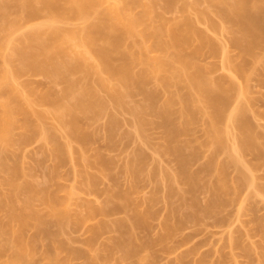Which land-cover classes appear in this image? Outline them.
I'll use <instances>...</instances> for the list:
<instances>
[{
    "label": "rangeland",
    "instance_id": "1",
    "mask_svg": "<svg viewBox=\"0 0 264 264\" xmlns=\"http://www.w3.org/2000/svg\"><path fill=\"white\" fill-rule=\"evenodd\" d=\"M134 1L137 3L126 7L123 3V0H103L101 5L98 7L100 12H97L98 10H96L95 12L97 13H91L85 18H77V16L72 17L71 14H69L71 17L69 15H65L68 13V9L66 7L65 8L67 9V12L65 10L64 12L66 13H62V15L64 14L65 16L61 19L55 18L56 20L53 19V16V20L50 18L51 15H53L51 12L43 10L38 12L34 17H31V13L33 12L34 15L36 11H32L28 17V12L30 9L27 10L25 8H20L16 12H13L9 15L8 19L16 21L17 26L14 31L10 33V41L8 40L9 45L6 44V46L0 50V71L3 70L4 72L2 73L5 74V76H3L4 78L1 77L2 79H0V87L2 91L8 92L10 90L8 87L10 86L9 83L12 84L14 88L12 92L19 96L17 99V104L24 106L26 110H28L29 115H26V120L29 118L27 116H30L29 121H31L30 124L32 127L30 124H28V127L30 126L31 128L28 129L27 127L24 129V127L27 126L26 123L29 122H26L25 126L24 124L22 125V123H24L23 119L25 118H23L22 115L19 116L20 113L18 112V120L22 121V123L20 124L19 121L20 126L17 128L14 126L12 129L13 136L10 134V138L11 136L13 138H11L12 144H9L10 146L7 144L9 147L5 145L6 142H4L2 145L3 147L0 145L2 149L6 146V148H4V157L1 155L4 166L0 164V198H3V204H1L2 206L0 205V224L2 225L0 226L3 228L5 227V230H7H4L6 235L1 233L3 236L0 235V244L3 246H8L9 240L12 242L18 234V238L23 237L24 239H22V241H30L29 244L33 246V248H31L33 249L34 253L32 254V257L29 258V261L32 262L34 260L35 264L37 262L39 264H49L47 257H49L51 253L54 254V251L58 249L61 250H58V252L61 254L58 252V254H56L57 256L60 254V258H57L58 261L55 259V261H53L54 263L51 259L50 264H58V262H61L63 259L64 262L61 264H94V257L97 256L101 258L99 260L96 258L98 264H129L127 262L130 259L128 258V260L125 257L127 259L126 262L124 260L125 258L123 257L124 254H121L123 251L118 250L119 246L117 249V245L114 244L117 242L116 240L119 237L117 235H120V233H116L115 230L119 231V229L115 226H112V228H115H113V231H110L111 226L109 228L108 225L106 228L103 227L105 228V231L103 229L101 230L100 228V231H98L97 228L99 225L102 228V223L100 222H103V220V223H105V221L106 223L107 221L112 223L114 220V222H118V220L120 221L121 218L126 220L129 216H135L138 212V218L140 216L141 218H144V227H146V229H142L140 227L141 232L138 231V229H135L137 230V234L139 232L138 235L136 234V237L138 238L139 236L140 240H138V243L142 241L146 242L147 240L148 244L151 240V243L149 244L151 245L153 241L155 242L151 245V247H148L147 250L145 245V251L143 253L142 250L139 251L143 256V260L139 258L138 255H136L137 260L134 259L133 264H264V254H262L264 253V236H262L264 234H261L260 232L261 228H264V224H262L264 223V157L260 159L258 155L257 157L255 156V152L253 153L247 149L240 150L241 147L239 148V144L241 142L239 141H242L240 138L242 139L243 136L241 135L242 133H240L241 131H239L240 129H238L239 124L235 123V121H231L232 116L231 118L229 117L230 122H228L225 118V121L227 122L224 123L222 121L223 124L221 123L223 127L225 126L228 132H226L228 134L226 150L229 148L230 151L232 150L238 157L242 172H244V175L247 177L244 178L247 179L245 184H240L243 182H238V185H235L237 183H234V181L237 182L241 179L240 178L238 180L239 176H242V174H240L241 172L239 173L241 169L237 171V166L234 168L231 167L232 164H230L231 166L226 165L229 167V169L226 167L225 168L228 170L226 171L224 169L225 171L223 175L225 178L227 177L225 180H228L232 186L234 183V189L236 187V189L233 191L232 187H230V183L227 181L229 183L227 184L230 185L229 187L232 189V193L228 195V192L224 198L227 197L225 200H227L229 204L226 203L227 206L224 204L225 207L223 206V208H221L222 206L220 205V209H218L219 207L216 209L213 207V211L212 209H204L207 207L206 201L209 202L214 198H212L213 194L211 191L206 192L204 189L199 190L202 186H204L202 188H207L205 185L208 182L207 180L209 177L205 178L203 174L202 175L204 178H202V182L200 183L203 185L198 187L199 189L197 188L198 192H196V190L195 194H193V192L187 191L188 186L186 185V190L183 182L182 185L181 183H178L181 182L179 179L176 180L178 184H175V182L173 183L175 185L172 186V191L175 193L170 194L168 190H171L172 188L171 186L167 188L169 182H166L165 180L169 176H165L164 173L170 172L173 177L175 174L174 172L177 173L179 171L177 170L178 168L176 166V164H178L176 160L177 158L173 155V153L171 154L174 158L170 156L169 152L167 153L166 148V150H164V147L169 145H167L168 143L165 142L166 138L164 139L165 132L163 130L165 129L161 128L159 124L162 122L161 118H159L160 120H157V115H155L157 118L156 119L153 117L154 115L149 116V112L146 113L148 114L146 118L150 120L153 119V125H150V127H143L145 131L140 129L144 131V135H139L141 131L135 126L134 123L138 122V119L136 120L135 118L137 116L132 115L130 111L128 112L127 108L123 110L116 107L114 105L115 102H112L114 100L109 97L110 95L105 91V89L102 87L100 88L101 82L105 83V85L108 87H113L116 85V81L104 73V71L99 70V62L97 61L96 57L90 54V51L88 50V52L85 48V45L86 47H88V45L87 43L85 44L86 41L84 42L82 40V36L83 33H86V29L89 28L90 25L96 23L95 20L97 19V14L101 13V11H104L110 7H116L121 10V12H125V14L137 16L143 11L142 6L146 4L149 7H147V9H149V21H151L155 27H158L157 30L160 29L163 35V40L166 39L167 41H170L171 37H173L175 34L177 35L179 32L186 34V32H188V39L184 35L186 42L188 43L185 45V50H182L184 51L182 54L186 53L190 55L189 53L193 52L194 54L192 55H196L195 58H198L196 59V63L205 68L203 69V67H201L206 73L204 75H207V77L212 79V81L214 80L215 82L218 80L216 82H223L224 80V83L226 84H229V82L233 83L232 85L234 88L231 89V92L229 93V98H231V101L228 102V106H225L224 116L227 117L229 115L235 114L237 107L243 106L245 108V112H243L251 123L250 125L255 127L252 129L256 132V138L260 136L257 138V141H259L261 145L264 143V67L261 66L264 59H262L260 63L255 64L257 66H252V64H250L251 60L247 59L249 57L245 58L247 60L244 61L241 59V56L239 55L240 51L238 50L239 48H237L234 44V39H236V35L238 34L234 33L236 32V29H234L235 27L233 28L231 23L223 20L221 16V8L216 6L217 1L219 2V0ZM143 27L139 26L136 28V31H144L142 29H145V27ZM54 30L59 31L61 36L67 38L60 45V47L63 49L61 51L64 53L59 55H62L61 57H57V63L62 65V67L59 66L60 68H58V65L55 62L56 60H54L53 65L56 64V68H58L55 71L53 66H51L52 63L50 64L47 62V60L45 62L42 61L43 63L41 62L43 65L40 63V66L44 67V69L41 67V70L39 65L38 67H35V64L36 66L39 64L36 62L40 61L33 60L34 62H32V64L36 69L39 70L34 71L33 69L31 70V68L26 69L29 68L26 65L27 60L25 61L22 58L19 59L17 54H15L17 53V49L20 50V48H22L21 50L24 51L23 48H28L29 45L27 46V44L29 42H27L28 39L26 40L25 37H27V35L29 36L31 34H37L39 37L50 39V34ZM57 36L59 35L57 34ZM51 38H53V36ZM61 38L58 39L62 41ZM154 39H143L141 41V46L143 47L141 53L146 54L147 57L149 56L151 58H156L160 57L161 55V52L157 50V47L154 49L155 41H157ZM60 40L58 41L59 43ZM15 49L16 51H14ZM126 50H128V48ZM136 50L138 51V48H136ZM259 53L262 54V52ZM81 56H83L85 59L83 60L82 57L83 62H85L84 65L78 62V60H80L78 57ZM261 56H264V54ZM245 62L248 64L246 67ZM243 64V72H245V75H249V77L247 76L248 78H245V75V77H241V74L238 72L236 73V68ZM135 66L134 71L137 74V72L139 73V71H141L140 69L142 66ZM64 67L65 69L67 67L69 70L73 68L77 69L73 72L70 70L71 73H69V70L67 72L60 70ZM59 70L60 72H58ZM65 80H68V84L70 83L69 81L75 82L73 89H70L71 84L69 88L67 81ZM2 83L7 84L4 85ZM147 83V90L154 88L161 89L159 81H156L154 77L152 78L151 82ZM89 89H91L89 93H92L91 91L95 90V93L98 95L99 99L104 102V106L102 108L100 106V109L98 110L93 109V111H91L92 109L86 111L81 109L83 112L77 109L73 110V107L74 109L76 108L74 106V99H78L82 96L80 95L81 93H85V91ZM137 93H134V95ZM134 95L128 98V102L126 104L128 108L145 103L142 99L143 96H141L140 93L139 95ZM166 95L167 94H162L159 96L165 101L164 98ZM160 97H158V99ZM54 99H56L58 102H56V100L54 101ZM72 104L73 107L71 106ZM68 106H70L73 110H71V113L69 112L70 110H67ZM97 106L99 105L97 104ZM68 112L70 115L73 113L72 115L76 118H74L75 121L77 120L76 128H78L80 132L84 134V136L86 135V139L83 137L84 141L80 142L78 140L79 138L77 139L80 132H76V130H79L76 128L75 130L71 125L70 119L72 117L68 115ZM245 116H243V118H245ZM111 117H114L116 121L113 125V128L110 125L111 123L113 124V122L110 121ZM243 118L242 120L246 121V119ZM197 122L196 125H194L195 127H193L191 133L187 134V137L185 136L184 139L182 136L180 138L182 140H179V142H182L180 143L183 144V146H185L184 140L188 142V146L185 143V147H188V149L185 147L184 148L187 150H185L186 152H191V154L188 153L189 155H194L193 152L197 154L190 157L193 162H191L192 160L189 159L191 162V164H189V167L191 166L190 172H197L204 164H208L206 160L211 156H217L216 163L220 162V164L224 162L225 159L228 160V157L226 156L227 154L221 152L216 153L217 155H214V153L213 156L211 153L213 150L210 151L211 149L203 144L206 141V133L204 132L205 128H203L201 120L199 121L200 123L197 124ZM109 125L111 126V129ZM52 136H54L55 139ZM0 144H2L1 140ZM137 150H141V153L139 152L138 154V152H136ZM142 151L143 155H141V157L140 154H142ZM185 151L183 149V152ZM135 152L137 156L139 155L141 157L142 160V163L140 164L142 165V168L139 166V168L142 169V173L138 175L136 172L138 178H136L137 176L134 174L135 172L132 173V175L129 171L127 174L125 172V170H127L126 164L130 159L132 160L136 156ZM98 158H100V160ZM214 159L216 161V157H214ZM102 161H105L106 163L107 161L111 162L110 166L105 165V168L104 164L106 163L103 164ZM208 161H210V159ZM98 162L102 165H99ZM130 162H128V164ZM124 166L125 169H123ZM15 169L17 170L16 173L20 171L17 173V175L13 173ZM123 170L125 173H123ZM225 173L227 175H225ZM129 174L131 176H129ZM206 174L207 173H205V176ZM218 174H220V172ZM175 175L177 176V174ZM214 177L213 175L210 176L212 182L215 181L213 180ZM216 178L218 179V176ZM130 179L132 181H130ZM173 181L175 180L173 179ZM117 182L118 185L116 184ZM132 182L135 188L131 187L133 186ZM212 182L209 181L208 186L209 183ZM128 183H130V190H128L130 192H127V194H131L130 196L133 198H131L133 206L131 203L128 205H131V208H129L132 210H134V207H136V211H134L136 214H131L132 210H128V205H125L128 202L125 203V201H122L124 203H121L120 201H117V203L125 205V209L121 207L120 204L122 210L121 212L119 211L118 214L112 213L111 215H108L109 217L107 216V218H105L106 216L104 215V217L101 216L100 213L97 215L98 210L103 207L105 203H107L106 200L115 194L114 192H116V194L117 192L119 194H124L123 191L129 187V185L127 186ZM27 184V187L31 186L30 188H33L36 192H32V194H30L31 192L29 193L31 196H35L32 197V199L30 198L31 200H29L30 195L28 194L30 188L24 189V186ZM15 187H18L19 190L17 192L18 194H16L17 196L15 195L16 198H11L14 200L12 202L10 201L11 199H8L10 198V193L12 194H10L11 197L13 196L11 191L15 189ZM47 188L50 193H56L54 194L55 197L58 196V205H56V207L58 206L60 209H62V213L67 212V216L65 215V218L63 220L61 219V223L57 221L60 225H58V223L56 225L55 223L56 220L59 219L55 218V220L53 216H51L52 214L50 211L52 209L50 208L52 207L50 206L49 208V205H46V203H44L42 200L43 196L45 199ZM132 188H134V191L131 190ZM110 189L113 193H111ZM177 190L180 193L184 190L185 195L182 193V195L178 194L180 197L177 196L176 193H179ZM40 191H42L45 195L42 196V192ZM186 193L187 197H185ZM109 194L111 196H109ZM168 194H170L169 200L171 203L168 200ZM174 194H176V196ZM193 195L194 198H192ZM181 196L183 197L182 199H184L182 201H184V204L186 205L180 202L181 200L179 198H181ZM115 197L116 195H113L112 199H114L116 202L117 197ZM208 197L211 198L209 199ZM228 197L229 199L232 198V201L230 200L229 202ZM4 198L8 199H5L4 201ZM112 199H109L108 201H112ZM150 199L152 200L149 203ZM185 199L190 200L188 201L190 203L188 204ZM192 199L194 200V205ZM1 200L2 199H0V203H2ZM28 200L30 202V213L28 212V214H31L32 216L31 212H33L34 215L36 214V218L33 217L35 220H44L43 223L39 221L42 223V225H40L38 221L35 222L33 219L32 221H34L36 224L38 223L37 225L42 227H44V223L45 226H48L47 223L49 222L50 225L45 227V229L47 228L46 232L48 234V232L51 231L49 235H54L56 238L54 236H52L53 238L48 237L46 234H44V236L46 235L47 237H43V233H40L39 229L32 228L31 224L33 223L30 224L28 222L26 226L22 227L20 226L21 224L17 222L16 218L12 219V217H10L13 216L10 215L13 214V211H21L24 214V210H26L25 208L28 205H26ZM59 201L61 203L60 205ZM115 202L111 203L114 205ZM111 203L106 204L108 205V208L112 207ZM195 203L200 204V206H196ZM109 204H111V206ZM179 204V209H181L180 211L183 214L181 212H177L179 211V209H177V205ZM175 207H177L176 211ZM201 207L204 208L202 209ZM91 208H99L95 209L97 214L95 212L93 215L92 212L95 210H90ZM170 208L171 212L172 209L175 212H172V216L169 215L171 213ZM146 209H148L150 213H152V211L154 213L152 216H149L148 219L145 215L149 211H146ZM140 210H143L144 212L146 211V214L144 215V212L141 213ZM19 213L20 212H17L16 215ZM176 213L181 215H176ZM133 216L131 218H135ZM172 217L174 218L171 219ZM180 217L183 220H180ZM35 223L33 225L34 227H36ZM167 223L170 224V226L173 225L172 227H174L177 223V227L176 229L175 227L173 229L171 228L173 231L169 229L171 232L169 234L170 238L166 237L165 239L163 238V240L159 237L166 233L164 225ZM179 223H182V225L178 226L180 225ZM113 224L114 223L111 225ZM95 227H97L96 230L100 233L96 231V234V232L93 231ZM38 233L40 234V237ZM123 236L122 237L125 239L128 238V235L126 234H123ZM120 237L118 239H120ZM54 238L55 244L53 242ZM231 238L233 242L230 240ZM228 240H230L233 244H231V242ZM61 241L62 243H60ZM58 244H61V247L64 246L63 249L65 250L70 248L66 252L67 255H65V250L61 249L60 247L57 248L59 246ZM11 245L13 246L11 247L9 245L10 248H8V251L5 253L3 252L4 254H0V264L11 261L13 259V255L15 256L14 251L18 247L16 248V244L15 247L14 244ZM240 245H242L241 247L243 248H241ZM53 246H56L54 247L55 250ZM52 248L54 250L53 252ZM245 248L246 250H244ZM62 250L64 253H62ZM47 252L50 253L49 256L47 255ZM69 255L70 257H67ZM54 256L57 257L55 254ZM122 257L123 259H121ZM92 261L94 262L92 263Z\"/></svg>",
    "mask_w": 264,
    "mask_h": 264
},
{
    "label": "bare ground",
    "instance_id": "2",
    "mask_svg": "<svg viewBox=\"0 0 264 264\" xmlns=\"http://www.w3.org/2000/svg\"><path fill=\"white\" fill-rule=\"evenodd\" d=\"M102 1L103 0H0V50L3 47H5L6 44L9 45L8 40L10 41V39H9L10 33L13 32L14 29L16 28V26H17V22L16 21L8 19L9 15L12 14L13 12H16L20 8H23V9L25 8L27 10H29V9L31 10V11L29 10V12H28V14H29L28 17L30 16V13L32 11H34V12L36 11L34 15H33V12L31 13V17L32 16L34 17L38 12L43 10V11H49V12H51L53 14L50 17L51 19L53 17H54L53 19H55V18L56 19H61L65 15H69V14H71L72 17H76L77 16V18L78 17L85 18V17H87V15L89 16V14L94 13L96 10H98L97 12H100L98 7L101 5ZM123 3H124V5L126 7H129L130 5H133V4L137 3V2H135L134 0H123ZM216 6L221 8V12L222 13L221 12L220 13L222 14L221 16H222L223 20L231 23V25H233V28L235 27L234 29H236L235 30L236 32H234V33H237L238 35H236V36L237 37L239 36V37L238 38L236 37V39H234L235 40L234 44L236 45L237 48H239L238 50L240 51L239 55L241 56V59L243 61L249 59V60H251V62L250 61L249 62H250V64H252V66H257L255 64L260 63L261 60L264 59V56H261L262 54H264V0H219V2L217 1ZM65 7L68 9V13L67 14H65L67 12V9ZM142 7H143V11L141 12V14H139L137 16H130L128 14H125V12L123 13V11L121 12V10H119L116 7H110L108 9L104 10V11H101V13L97 14V19L95 20L96 23L93 22L94 24L92 23L93 25H90L89 28L86 29L87 31L85 30L86 33L85 34L83 33L82 40L84 42L86 41L85 44L87 43V45L89 47L88 48L85 45V48L87 49V51L88 50L90 51V54H92L94 57H96L97 61L99 62L98 63L99 67H100L99 70L100 71H104V73H106L107 75H109V77H112V79L116 81V85L113 86V87H108V86L105 85V83L101 82L100 83V88L102 87L103 89H105V91L110 95L109 97H111L112 100H114L112 102H115L114 105L116 107H118L119 109H123V110L125 108H127L128 110L127 109L126 110L128 112L130 111V113L132 115L137 116L135 118H136V120L138 119V122H134V123H135V126L138 127L139 130L143 129L145 131V129L143 127H145V126L150 127V125H153V123H152L153 119L150 120V119L146 118L148 116V114H149V116L150 115L151 116L154 115L153 117H155V118H156L155 115H157V118H158V119L156 118L157 120H160L159 118H161L162 122L160 121L161 123H159V124H160L161 128L165 129V130H163L165 132L164 139L166 138L165 142H167L168 143L167 145H169V146L166 145L167 147H164V150L167 149L166 151H167V153L169 152L170 156L173 157V155H174L177 158L176 160H177L178 164H176V166L178 168L177 170L179 171L177 173L174 172L175 174H177L178 178H177V176L175 174L172 177V174L170 172L169 173H166V172L164 173L165 176L166 175H167V177L169 176L167 179H165L166 182L167 181L169 182L168 187L166 186L167 184L165 185L167 188H169L170 186L172 188V186H174L175 184H178V183H181V185H182V182H183V184L185 185V186L183 185L185 187V189L187 190V188H188L187 191L193 192V194H195V191L197 190V188L201 187L203 185V184L202 185L200 184L202 182V178H204V177L208 178L209 177V179H210V176L213 175V177H214V175H215V177L213 179V180H215L214 182H212V179H210V180L208 179L207 181L208 182L210 181L212 183H209V186H208V182L206 183V185L204 184L205 186H207L206 189L202 188L204 186H202L200 189L199 188L198 189L199 190L204 189V190H206V192H210L211 191V193L213 194L212 198H214V199L209 201V202L206 201L207 202L206 203L207 207H205V208L203 207L204 209H206V208L207 209H212L213 207H215V209L217 207H219L218 209H220V205L222 206L221 208H223L224 204L228 203V201L225 200V199H227V197L224 198V196H226L228 194V192H229L228 195H230L232 193L231 192L232 189H233V191L236 189V187L234 189V183H237L235 185H238V182H243V183H240V184H245V182L247 180V179H244V178H247V177L244 175V172H242V169L240 167V162H239L240 160L238 159V157L234 154V152L232 150L230 151L229 148H228V150H226L227 149V141H228L227 140V135H228L227 133L228 132H227V129L225 128V126L223 127V125H222L223 122L224 123L227 122V121L230 122L229 117L231 118V116H232V120L231 121H233V122L235 121V123L239 124V126H238L239 128L238 129H240L239 131H241L240 133H242L241 135L243 136L242 139L240 138V140H242V141H239V142H241L239 144V148L241 147L240 150H242V149L246 150L247 149L249 151H252L253 153L255 152L254 153L255 156L257 157V155H258L259 158L262 159V157H264V143H262V145H261L259 143V141H257L258 140L257 138H259L260 136L256 138V136H255L256 132H255V130L253 131V129H252V128H255V127H253V125H250L251 123L249 122V120L245 116V113H244L245 112L244 111L245 108L243 106H240V107L238 106L237 110L235 111V114L229 115L227 117L224 116L225 115V106H228V102L231 101V98H229V96H230L229 93L231 92V89L234 88V86L232 85L233 83H230L228 81L229 84L228 83L226 84V83H224V80H223V82H220V81L216 82L218 80H216L215 82H214V80L212 81V79L208 78L207 75H204V74H206L205 71H203V69H205V68L203 66H201V65L196 63L197 62L196 59H198V58H195L196 55L195 56L192 55V54H194L193 52L189 53L190 55H188L186 53L182 54V52H184L182 50H185L184 49L185 45H187V43H188V42H186V38L188 37V32H186V34L182 33V32L181 33L179 32V34L177 33V35L175 34L173 37H171L170 41H167L166 39L163 40L162 39L163 35H162L160 29L157 30L158 27L157 26L155 27V25H153V23L151 21H149L150 20L149 19V9H147L148 6L146 4H144ZM65 10H66V12H64ZM61 11H63V12H61ZM97 12H95V13H97ZM62 13H64L65 15L64 14L62 15ZM148 22H150V23H148ZM152 25L154 26L155 29L153 28ZM139 26H142V27L144 26L145 27V29H142V30H144V31H141L142 33L136 31V28H138ZM56 31L57 30H54V31H52L53 34L52 33H51L52 35L50 34V36L51 37L53 36V38L48 36L50 39L39 37V35H37V34H31L29 36L27 35V37H25V39L26 40L28 39L27 42L30 43V44L29 43L27 44V46L29 45L28 48L27 47H25L26 49L23 48L24 51L21 50L22 48H20V50H18L16 48L17 49V53H15V54H17V57L19 59L22 58L25 61L27 60L26 65L29 68H26V69H30L31 68V70L33 69L34 71L35 70L38 71L39 69H36L35 67H38V65H39L40 69L42 70V68L44 69V67H42L40 65L43 63L42 61L45 62L47 60H48L47 62H49L50 64L52 63L51 66H53L55 71H56V69L62 67V65L57 63V60H58L57 57H61L62 55L61 56H59V55L61 53H64L63 51H61L63 49L60 47V45L67 38L61 36L59 31H57V32ZM57 34L59 36H57ZM184 35H185L186 38L184 37ZM83 37H84V39H83ZM58 38H61L62 41L60 39H58ZM151 38L152 39L156 38L154 40L158 41V42L155 41L154 49H156L155 47H157L158 48L157 50H159L161 52L162 56L160 55V57L151 58L149 56L147 57L146 54H142L141 53V51L143 50V47L141 46V41L143 39H151ZM59 40H60V43L58 42ZM127 48H128V50H126ZM136 48H138V51L136 50ZM16 49L14 51H16ZM59 51H61V52H59ZM259 52H262V54H260ZM82 57L83 56L78 57V59L81 60V61L78 60V62H80L81 64L84 65L85 62H83V60H85V59L83 57V60H82ZM247 57H249V58H247ZM245 58H247V59H245ZM33 60L34 61H40V62H36V63H39V64H37V66L34 63L35 64V67H34V65L32 64V62H34ZM54 60H56L55 62L58 65V68H56L57 67L56 64L53 65ZM242 60H240V61H242ZM135 65L136 66L137 65L138 66L139 65L142 66V68L140 69L141 71H139V73L137 72V74L134 71V66ZM247 65L248 64L245 62V67ZM242 66H244V64L241 65L240 67L237 66L238 68H236V73L238 72L239 74H241L242 75V76L240 75L241 77H243L245 75L244 74L245 72H243L244 71V67H242ZM261 66L264 67V61H262ZM201 67H203V69ZM76 69L73 68V69H70V70H72V72H73ZM60 70H63L64 72H67L69 69L67 67L65 69V67H64L63 69L61 68ZM60 70L58 72H60ZM70 70L68 71L69 73H71ZM255 70H258V69H255ZM0 72H1L0 73V79H2L1 77L5 76V74L2 73V72H4L3 70H1ZM239 74H237V75H239ZM245 76H244L245 78L249 77V75H245ZM153 77H154V79L156 81L157 80L159 81V85L161 87V89L159 88L160 90L158 88L147 90L148 88H147L146 84H148L147 82H151ZM65 81H67V84H68V80H65ZM69 82H70L68 84L69 88H70V84H71V88L70 89H73V85H75V82H72V81H69ZM2 84L5 85L7 83H2ZM9 85L10 86H8V87H9L10 90L8 92L2 91L1 87H0V140H1V143H2V144H0L1 146L4 144V142H6V144H5L6 146H8L9 144H12L11 143L12 139H13L12 138V136H13L12 129H13L14 126H16V128L19 127L20 124L22 123V121L18 120L19 116L22 115L23 118H25V119H23L24 123H22V125L24 124V126H25L27 124V126H25L24 129H26L28 127V124L31 123V121H29L30 116H27L29 118H28V120H26V115H29L28 114L29 113L28 110H26V108L24 106H20L19 104H17V102H18L17 99H18L19 96H17L16 94H14L12 92V90H14L12 84L9 83ZM74 87H77V86H74ZM90 90L91 89L86 90V91L84 90L85 93H81L80 94V95H82L81 97H79L80 96L79 95L78 99L77 98L74 99V103L75 104L74 103L73 104H74V106L76 108L74 109L73 104H72L71 106L73 107L72 108L73 110L77 109V110L82 111L81 109H83V111H86V110H91L92 109L91 111H93V109L94 110H96V109L98 110V109H100V106H101V108L104 106V102L101 99H99L98 95L95 93V90L91 91L92 93H89ZM134 93H137L135 95H139V93H140L141 96H143L142 99L144 100V102H145L144 104H146V105L142 104L143 106L142 105H137V106H134L135 108L134 107H129L128 108L126 106V104L128 102V98L130 96H133ZM161 93L162 94H167L166 97L164 98L165 101L163 100L162 97L159 96V95H162ZM96 95H97V97H96ZM144 97H145L146 100L144 99ZM158 97H160L163 102L161 101L160 98H159L160 99L159 100ZM55 100L56 99H54V101ZM160 101H161V103H160ZM56 102H58V101L56 100ZM147 102H148V104H147ZM97 104L99 106H97ZM68 107H67V110L68 111L70 110L69 112L71 113L72 109H71L70 106H68ZM18 112L20 113L19 116H18V114H19ZM70 113L68 114L70 117H72L71 118L72 120L70 119V123L73 126V128L75 129L76 126H77V122H76L77 120L75 121L76 118L72 115L73 113L71 115H70ZM146 113H148V114H146ZM243 116H245V118H243ZM225 118H226L227 121H225ZM242 118L246 119V121L242 120ZM200 120L202 121L201 124L203 125V128H205L204 132L206 133L205 134L206 135V138H205L206 141L203 144L206 147H208L209 149H211L210 151L213 150L211 152L212 155L214 153H215L214 155H217L216 153H218V152L227 154L226 156L228 157V160L225 159L224 162H222L223 163V165H222V163L220 164V162L216 163L217 162V156L213 155L214 157H216V161H215L214 157L211 156L212 157L211 158L210 155H209L210 161H208L209 159L206 160V162L208 164H206V165L204 164L205 166L201 165L202 168L201 169L199 168L200 170H198L197 172L196 171L195 172H193V171L190 172L191 166L189 167V164H191V162H193V160L190 157L195 156L197 154L191 150L194 153V155L193 154H192V156L189 155V154H191V152H186L187 151L186 149H188V147H185L186 144L188 146V142L184 140V142L186 144L184 143L185 146H183V144H181L182 142L180 141L181 142L180 143L179 140H182V139H180L182 136H183V139H184V137L187 134H190L191 131L193 130V127H195L194 125H196V122L198 121L197 122V124H198V123H200L199 122ZM19 121H20V124H19ZM110 121L113 122V124L112 123L110 124L112 126V128H113V125L116 122L115 118L111 117ZM150 121H151L152 124L150 123ZM26 122H29V123H26ZM74 122L76 123V125H75ZM157 122H159V121H157ZM110 125H109V127L111 129ZM157 126H159V125H157ZM31 127H32V125H31ZM31 127L29 126L28 129H30ZM22 128H23V126H22ZM76 129H78V128H76ZM140 131H141V133L139 135L140 136L144 135V131H142V130H140ZM76 132L79 133L80 130L79 131L76 130ZM10 134L12 135L11 136L12 139L10 138ZM52 137L54 138V136H52ZM83 137H85L84 139H86V135L84 136V134L80 132L79 136L77 137V139L79 138L78 140L81 142V141H84ZM6 146L4 148H6ZM4 148L2 149L0 147V162H1L0 164L3 165V166H4V163H2L1 155H3L2 157H4V153H5L4 152L5 151ZM183 149H184V151L185 150L186 151L183 152ZM140 151L137 150L136 152H138V154H139ZM136 152H135V154H136ZM171 153H173V155ZM184 153H186V154H184ZM197 153H198V151H197ZM135 154H134V156H135ZM141 155H143V151H142V154H140V156ZM140 156L139 155L137 156V154H136V156L132 160L130 159L128 161V162L131 161L129 164L127 162V164L129 166L126 164V169H127V170H125L126 174H127L128 171L130 172L131 175L134 172H135L134 174H136V172H137L138 175L142 173V169H140V168H142V165H140L142 163L141 162L142 161L141 160L142 156L141 157ZM198 157H199V154H198ZM98 159L100 160V158H98ZM189 159H191L192 161L190 162ZM225 161L226 162L228 161V162L226 163ZM99 162H98V164L100 165L101 163H99ZM102 163L104 164L106 162L102 161ZM110 163L111 162L107 161V163L104 164V166L105 165L106 166H110ZM218 164H220V165H218ZM230 164H232V166ZM178 165H179V167H178ZM226 165H228V166L230 165L231 167H234V168L237 166V171H239L241 169L239 171V173L241 172L240 174H242V176L240 175L238 180L240 178L241 179L239 181H237V182L234 181L233 186L228 180H225L227 177L225 178V176L223 175L224 171L225 170L227 171L229 169V167L226 166ZM233 165H235V166H233ZM106 166H105V168H106ZM139 166H141V167L139 168ZM225 167L228 168V169H226ZM123 169H125V166H124ZM139 169H140V171H139ZM16 171L17 170L15 169V171L13 172L15 175H17V173L20 172V171H18L16 173ZM216 171H218V172H216ZM125 172L123 170V173H125ZM219 172H220V174H218ZM178 173H179V175H178ZM205 173H207L206 176H205ZM212 173H214V174H212ZM226 173H225V175H227ZM130 174H129V176H131ZM137 174H136L137 177L135 175H133V176L138 178ZM202 174L204 175V177H203ZM209 174H211V175H209ZM217 176H218V179L216 178ZM134 177H129V178H134ZM169 178H170V180H169ZM173 179L175 181H173ZM178 179L181 180V182L177 183L176 180H178ZM242 180H244V181H242ZM130 181H132V180L130 179ZM171 181H173V182H171ZM227 181L230 183L231 186L228 185L229 183ZM173 183H175V184H173ZM116 184L118 185V182ZM129 184L130 183H128L127 186ZM132 184H133V182H132ZM186 185L188 186L187 188H186ZM27 186H28V184L24 186L25 187L24 189H26V188L29 189L31 187V186H29V187H27ZM229 186L232 187V189ZM95 187H94V189H95ZM131 187H134V184ZM129 188H130V185H129L128 188H126V190L123 191L124 194H121V193L119 194L118 192L116 194V192H114L115 194H113V195L114 196L116 195V197L118 198L117 199L115 197L116 198V202H115L114 199H112L113 195L111 196L109 194V196H111V197L110 198L108 197V198L112 199V201L111 200L110 201L112 203L115 202V204L113 205L110 201H108L109 200L108 199V200H106L107 203H105L104 206L107 207L108 205H106V204L111 203L112 207L111 208H108V207L105 208L103 206L100 209L99 208H93L94 210L95 209H99L98 210V214H97V212L95 210V211L92 212L93 215L96 212L97 215H99V213H100L101 216L104 215V216H106L105 218H107V216L111 215L112 213L113 214L114 213L118 214L119 211L121 212V210H122L121 207L124 208L125 205H128V204L131 203V205L133 206V202L131 201L133 198L130 196L131 194L130 195L127 194V192H130V191H128V190H130ZM134 188H132L131 190H133ZM157 189H158V186H157ZM18 190H19V188L15 187V189H13L11 191L13 193V196L11 197L12 194L10 193L11 194V195L9 194L10 198L9 199L7 198V199L10 200L11 198H16V196H17L16 194H18L17 193ZM172 190H173V188L171 190H168V192L170 194L175 193ZM42 191H40V192H42ZM44 191H45V189H44ZM32 192L36 193L33 188H30V190L28 191V194L29 193L32 194ZM43 192H42V196L45 195ZM46 192L47 193H46L45 199L43 198L44 197L43 196L42 200H43L44 203H46V205H49L48 206L49 208H50V206L52 207V208H50V209H52L50 211V213L52 214L51 216H53L54 219L55 218L59 219V220L55 219L56 220L55 223L57 225V223H58L57 221H59V223H61L62 220L65 218V215L67 214V212L64 211L65 213H62L63 210L60 209L58 206L56 207V205H58L57 204L58 203V199H57L58 196L55 197V195H54L56 193H53L52 190H51L52 193H50L48 188H47ZM177 192H179V191L177 190ZM196 192H198V190ZM111 193H113L112 190H111ZM182 193L184 194V190H183V192H181V193L179 192V193H176V194H177V196L180 197V195H178V194L182 195ZM211 193H208V194H211ZM170 194L167 195L168 196V200L170 199L169 198ZM176 194H174V195L176 196ZM188 195H189V192H188ZM32 197H35V196H33V195L31 196L30 195L29 200H31ZM185 197H187V193H186ZM182 198L183 197L181 196V198H179V199L181 200L180 202H182L184 204V201H182L184 199H182ZM192 198H194V195H193ZM0 199H2L1 200L2 203H0V205H1V204H3V198H0ZM5 199L6 198H4V201H5ZM228 199H229V197H228ZM231 199H229V202H230ZM29 200L27 201L28 203L26 202V205L27 204L28 205L25 208L26 210H24V214L21 211H15L16 213L20 212L19 214L16 215V213L13 211L12 212L13 214H10V215H13V216H10V217H12V219L16 218L17 222L20 223L21 225L20 224L19 225L22 226V227L26 226V224H28V222L30 224L33 223V224H31L32 228L39 229L40 233H43L42 234L43 237H47L46 235H48V237L54 236L52 234H51L52 236L49 235V233H51V231L47 230V231H49L48 234L46 232L47 228L45 229V227H48L50 225L49 222L47 223L48 226L47 225L45 226V223H44L43 224L44 227H42L40 225H42L44 220L41 221L39 219V221L42 222L41 223L38 220L34 219V218H36V216H35L36 214L34 215L33 212H31L32 216H31V214L30 215L28 214V212L30 213V206H29L30 202H29ZM151 200L152 199H150L149 203L151 202ZM155 200H156V198H155ZM10 201L13 202L14 200L11 199ZM117 201H120L121 203H124L122 201H125V203L126 202H128V203L123 205L121 203H117ZM186 201L188 202L190 200H186ZM192 202H193V205H194V200ZM170 203H171V201H170ZM189 203L190 202H188V204ZM60 204L61 203L59 201V205ZM111 204H109V205L111 206ZM120 204H121V207H120ZM180 204L177 205L178 208L175 207V211H176V208L179 209ZM131 205H128V210H132V209H130ZM184 205H186V204H184ZM195 205L196 206L197 205L200 206V204H198V203L197 204L195 203ZM28 206H29V208H28ZM226 206H227V204H226ZM182 207H184V206H182ZM58 208L60 209L61 212L59 211ZM135 208L136 207H134V210H132L131 214H133V213H134V215L136 214V212H134V211H136ZM93 209L91 208L90 210H93ZM124 209H123V212H124ZM180 210L181 209H179V211H177V212H181ZM146 211H149V210L146 209ZM212 211H213V209H212ZM143 212L144 211L142 210L141 213H143ZM145 212H144V215L146 214ZM170 212H171V208H170ZM172 212H174L173 209H172ZM172 212L169 214L170 216H172V214H173ZM198 212H200V211H198ZM207 212H208V210H207ZM149 214H151V215H149ZM152 214H154L153 211H152V213H150V211H149V212H147V214L145 216L148 219L149 216H152ZM177 214L181 215L179 213H176V215ZM136 215H137V217H136ZM136 215L135 216L132 215L135 218H131L132 216L128 215L129 217L126 220L121 218L120 221L117 219L118 222H114L115 220L113 222L111 221L112 223H114L113 225H111L112 223H109L110 221H107V223L105 221V223H103L104 222V220H103V222H100V223H102L101 224L102 228L100 227V225L98 227V222H97V227L98 228L95 227L94 230H93L94 232L97 231L96 228L98 229V231H100V229L104 230L106 228V226L108 225L109 228L111 226V230L108 228L110 231H113L114 230L113 228H115V227H117L119 229V231L115 230L116 233L117 232L120 233V235H117V236L120 237L121 234H122V236H123V234L128 235V238H126V239L123 238L124 236L123 237L121 236L122 238L120 237V239H118L119 238L118 237L117 240H116L117 242L114 241L115 242L114 244L117 245L116 246L117 249H118V246H119L118 250H122L123 251V252H121V254L122 253L124 254V256H123L124 258L126 257L127 259L128 258L130 259V260L128 259L129 260L128 262H127L126 258L124 259L129 264H133L134 259H136V255H138L139 258H141L143 260V256H142V254L139 251L142 250V253H143L145 251V245L147 247L146 248V250H147L148 247H151V245L155 242V241H153L151 245H149L151 243V240H150V242L148 244H147V242H148L147 240H146V242H144V241L140 242L141 244L138 243L139 236H138V238L136 236L139 234V232L137 234V232H136L137 230H135V229H138V231H140L141 228L142 229L143 228L146 229V227H144V221H143L144 218H141V216L138 218V212H137ZM140 215H142V214H140ZM90 216H91V213H90ZM176 217H175V219H176ZM181 217H180V220H183L182 219L183 217L182 218ZM190 217H191V215H190ZM190 217H188V218H190ZM173 218L174 217H172L171 219H173ZM192 218H193V216H192ZM32 219L35 222L38 221L40 225H37L38 223L36 224L34 221H32ZM19 220H20V222H19ZM128 220H130V221H128ZM180 222H182V221H180ZM34 223L36 224L35 225L36 227L33 226ZM59 223H58V225H60ZM169 223H171V222H169ZM262 224H264V223H262ZM176 225H177V223L174 226L175 229L177 227ZM181 225H182V223L180 225H178V226H181ZM1 226H0V235L5 234L4 230L6 229L5 227L3 228ZM37 226H38V228H37ZM112 226H115V227L112 228ZM172 226H170V224H168V223L165 224L164 227L166 229V233H168V232L169 233L168 234L165 233V234L161 235V237H159V238H161V239L164 238L165 239L166 237H169V234L171 233L169 229H171V228L173 229L174 228ZM103 227H105V228H103ZM40 228H42L43 230L40 229ZM108 229H106V230H108ZM172 229H171V231H173ZM5 231H7V230H5ZM97 232H96V234H97ZM260 232H261V234H264V228H261ZM98 233H100V232H98ZM44 234H46V235L44 236ZM262 236H264V235H262ZM39 237H40V234H39ZM55 238H54V241H53L54 244H55ZM22 239H24V238L23 237H19L18 238V234H17V237H15L14 240L12 239L13 241L11 240L13 243L10 242V240H9L8 246H5V245L3 246L2 244H0V254H2L3 252L5 253L6 251H8V248H10V246L11 247L13 246L11 244H14V247H15V244H16V248L18 247L14 251L15 256L13 255V259L11 261H9V262H5V263H2V264H32L34 262V260L32 262L29 261V258L32 257V254L34 253V251L32 249L33 246H31L29 244L30 241L29 242H27V240H25V241L23 240L22 241ZM163 240H161V241H163ZM230 240L232 241V238ZM230 240H228V241H230ZM143 242L146 243V244H144ZM232 242H231V244H233ZM60 243H62V241ZM28 244H29V246H28ZM60 245L57 248L60 247L61 249H63L64 246L61 247ZM56 246H53V248L56 247ZM229 246H230V243H229ZM241 246L242 245H240V247ZM53 248H52V252L55 250V248H54V250H53ZM241 248H243V247H241ZM69 249L70 248H68L67 250L63 249V250H65V255H67L66 252ZM58 250L54 251L55 252L54 254L56 256H57L58 253H60V252H58ZM63 250H62V253H64ZM244 250H246V248ZM59 251H61V250H59ZM72 251H74V250H72ZM248 253H249V251H248ZM54 254L51 253L52 256L50 255V253L47 254L48 256L50 255L49 257H47V261H49L48 262L49 264H50V260L51 259H52V262H53V261H55V259H56V261H58L57 260L58 257L60 258V254L61 253L57 257H55ZM69 254H70V252H69ZM262 254H264V253H262ZM79 255H81V254H79ZM74 256H75V252H74ZM51 257H53V258H51ZM67 257H70V255L67 256ZM123 257L121 259H123ZM64 258H66V257H64ZM94 258H95L94 259L95 262L92 261V263L94 262V264L95 263L98 264V262L96 261V258L98 260L101 259V258H99V256L94 257ZM131 259H133V260H131ZM63 260L61 262L59 261L58 264H61L62 262H64ZM92 260H93V258H92ZM124 260H122V261H124ZM28 262H30V263H28ZM130 262H132V263H130ZM33 264H35V262ZM36 264H39V263L37 262Z\"/></svg>",
    "mask_w": 264,
    "mask_h": 264
}]
</instances>
